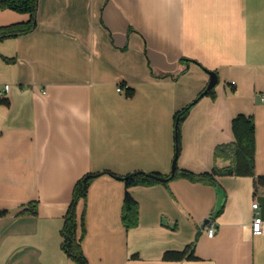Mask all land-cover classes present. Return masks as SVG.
<instances>
[{"label":"crops","instance_id":"obj_1","mask_svg":"<svg viewBox=\"0 0 264 264\" xmlns=\"http://www.w3.org/2000/svg\"><path fill=\"white\" fill-rule=\"evenodd\" d=\"M28 20L0 9V27ZM209 72L214 98L198 99L183 120L176 167L228 165L213 152L234 141L232 120L243 114L255 125V177L125 188L118 176L169 175L174 115ZM5 85L0 264H76L60 231L76 183L91 174L76 204L88 264H264V223L252 232L253 203L264 220V0H38L34 29L0 40ZM125 193L138 207L129 229ZM32 203L34 215L19 214ZM191 246L195 259H164Z\"/></svg>","mask_w":264,"mask_h":264},{"label":"trees","instance_id":"obj_2","mask_svg":"<svg viewBox=\"0 0 264 264\" xmlns=\"http://www.w3.org/2000/svg\"><path fill=\"white\" fill-rule=\"evenodd\" d=\"M38 0H0V9H10L18 13H27L29 20L25 23H17L9 26L0 27V40L15 37L21 34L30 32L35 27L36 11ZM130 93V92H129ZM203 96H211L214 98V90H206L204 88L198 96L187 106L177 111L174 115V174L172 178L182 177L190 181H201L205 183H214V176H243L255 177V125L252 116H245L239 114L232 120V132L234 141L227 144H221L215 147L213 152V159L229 161L225 167L218 168L216 165L210 173L194 174L185 170H178L176 167V160L180 150V126L186 118L190 108L195 102ZM0 102H4L0 98ZM108 173L113 177L115 174ZM156 175L162 178L158 173H144L136 171L118 176L123 181L125 188L144 185L150 186L160 183L148 177V175ZM99 174L87 175L89 178L84 182V178L78 181L73 190V198L64 216V223L60 234L62 237L61 248L64 253L72 259L76 264H88L83 254L81 243L85 236L84 219L81 215L79 218L76 214V204L80 199L86 197L87 188L92 178ZM171 179V178H170ZM169 179V180H170ZM257 183L264 182V179L256 178ZM6 210H0V216L6 214ZM35 214V204L32 203L31 210H21L19 214ZM121 222L125 229L133 228L138 223V207L136 202L125 193L121 206ZM164 259L182 260L195 259L193 256L192 246L179 253H166Z\"/></svg>","mask_w":264,"mask_h":264},{"label":"built area","instance_id":"obj_3","mask_svg":"<svg viewBox=\"0 0 264 264\" xmlns=\"http://www.w3.org/2000/svg\"><path fill=\"white\" fill-rule=\"evenodd\" d=\"M8 90V85H5L2 90H0V97L3 96V94ZM117 92H122L123 88L121 86L116 88ZM253 210V218H252V232L258 233L261 230L262 223H264V220H262L259 212V207L257 203H253L252 205ZM204 230L206 235L209 238H212L216 233L215 223L214 219L210 216L208 217L206 224L204 226Z\"/></svg>","mask_w":264,"mask_h":264},{"label":"water","instance_id":"obj_4","mask_svg":"<svg viewBox=\"0 0 264 264\" xmlns=\"http://www.w3.org/2000/svg\"><path fill=\"white\" fill-rule=\"evenodd\" d=\"M209 77L210 78H209V82H208V85L206 87V90H211L216 85V82H217V77H216L215 73L209 72ZM174 162L175 161H172V168H171V171L169 173L170 174L169 177L162 178V177H159V176H156V175H152V174L148 175V177L151 178V179H154V180H156L158 182H167L170 178H172V176L174 174V164H175ZM88 178L89 177L86 176L83 181L86 182Z\"/></svg>","mask_w":264,"mask_h":264}]
</instances>
